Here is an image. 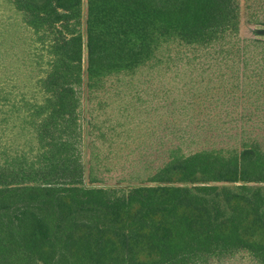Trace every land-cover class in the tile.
<instances>
[{
  "label": "trees",
  "instance_id": "trees-1",
  "mask_svg": "<svg viewBox=\"0 0 264 264\" xmlns=\"http://www.w3.org/2000/svg\"><path fill=\"white\" fill-rule=\"evenodd\" d=\"M0 0V264H264V0Z\"/></svg>",
  "mask_w": 264,
  "mask_h": 264
},
{
  "label": "rangeland",
  "instance_id": "rangeland-1",
  "mask_svg": "<svg viewBox=\"0 0 264 264\" xmlns=\"http://www.w3.org/2000/svg\"><path fill=\"white\" fill-rule=\"evenodd\" d=\"M242 4L244 5V0H242ZM259 29H264V27H254V26H249V25H246L244 22L241 26V37L244 39V40H253L256 36V30H259Z\"/></svg>",
  "mask_w": 264,
  "mask_h": 264
},
{
  "label": "water",
  "instance_id": "water-1",
  "mask_svg": "<svg viewBox=\"0 0 264 264\" xmlns=\"http://www.w3.org/2000/svg\"><path fill=\"white\" fill-rule=\"evenodd\" d=\"M256 35L258 36H264V29H259V30H256Z\"/></svg>",
  "mask_w": 264,
  "mask_h": 264
}]
</instances>
